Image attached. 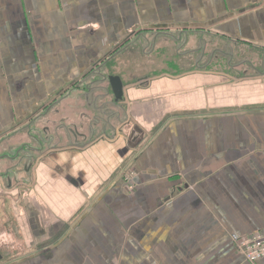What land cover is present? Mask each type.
Masks as SVG:
<instances>
[{"label": "crops", "instance_id": "0c3cea01", "mask_svg": "<svg viewBox=\"0 0 264 264\" xmlns=\"http://www.w3.org/2000/svg\"><path fill=\"white\" fill-rule=\"evenodd\" d=\"M262 58L264 0H0V264H264Z\"/></svg>", "mask_w": 264, "mask_h": 264}, {"label": "built area", "instance_id": "2783aa9c", "mask_svg": "<svg viewBox=\"0 0 264 264\" xmlns=\"http://www.w3.org/2000/svg\"><path fill=\"white\" fill-rule=\"evenodd\" d=\"M135 171L127 170L123 175V180L126 183V189L132 190L135 187L134 183ZM237 250L251 263H254L264 258V231H261L249 238L238 239L233 236Z\"/></svg>", "mask_w": 264, "mask_h": 264}, {"label": "water", "instance_id": "95a60500", "mask_svg": "<svg viewBox=\"0 0 264 264\" xmlns=\"http://www.w3.org/2000/svg\"><path fill=\"white\" fill-rule=\"evenodd\" d=\"M263 62H264V58H262V65H263ZM251 68L253 70V67H251ZM254 74H256V75H251L250 76L249 74L244 72V75H241V74H239V72H237L235 75H233V79H239V80L242 79L244 81L252 80L251 78H254L255 76L259 75L258 72H254ZM104 78H106L108 80V82H109L110 89L112 91L114 101L115 102H121L123 100V98H124V84H123L121 78L119 76H117V75L104 76ZM117 121L120 122L118 118H117ZM9 188H10V186H6V189H9Z\"/></svg>", "mask_w": 264, "mask_h": 264}, {"label": "flooded vegetation", "instance_id": "af4514ba", "mask_svg": "<svg viewBox=\"0 0 264 264\" xmlns=\"http://www.w3.org/2000/svg\"><path fill=\"white\" fill-rule=\"evenodd\" d=\"M123 125H124V123H123ZM122 125V126H123ZM17 174V173H16ZM15 174V175H16ZM15 175H14V177H15ZM27 180V179H26ZM11 182V178H10V176H8V177H6L5 178V182L6 183H8V182ZM18 182V181H17ZM30 182H28V180H27V182L25 181L24 183H19L18 182V184L16 185H14V187H13V189H16V190H18L17 192H15L14 193V195H17V197L19 198V189H20V186L22 185V186H26V185H28ZM7 186H10V188L9 189H6V192L8 191V190H11L12 189V187H11V184L10 185H8L7 184ZM27 188H28V186H27ZM18 205L20 206V207H24V209H26V205H23V202L22 201H20L19 203H18ZM21 249H23V247H21V246H18L17 244H16V242L14 243V242H10L9 240H6V241H2L1 242V244H0V254L1 255H6V254H9V253H12V252H17V251H20Z\"/></svg>", "mask_w": 264, "mask_h": 264}, {"label": "rangeland", "instance_id": "374dc122", "mask_svg": "<svg viewBox=\"0 0 264 264\" xmlns=\"http://www.w3.org/2000/svg\"><path fill=\"white\" fill-rule=\"evenodd\" d=\"M247 70L249 71V69L247 68ZM247 70H245L246 71V73L248 72ZM249 75L250 74H252V75H256V74H254V72H252V70L248 73ZM263 75V74H262ZM262 75H258V76H255L254 78H251L252 80V82H254V83H257V82H259V81H263V79H264V76H262ZM260 77V78H259ZM121 176H123V175H121ZM27 186L28 185H26V186H21L20 187V189H19V198H21L22 197V195H25V193H27V191H28V188H27ZM12 191V189L11 190H8L7 192H11ZM18 190H15V192H17ZM1 198H4L5 200H4V202H5V204L1 201ZM11 198H15V197H11ZM5 205H6V207H5ZM23 205H27V203L26 202H23ZM7 208V207H10V204H9V202H8V195H7V193L6 192H2V194H1V196H0V214L1 213H3V212H5L6 213V211H4V209L5 208ZM1 221H2V219H1Z\"/></svg>", "mask_w": 264, "mask_h": 264}]
</instances>
